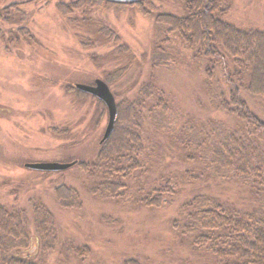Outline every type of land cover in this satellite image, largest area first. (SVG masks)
<instances>
[{
    "label": "rangeland",
    "instance_id": "1",
    "mask_svg": "<svg viewBox=\"0 0 264 264\" xmlns=\"http://www.w3.org/2000/svg\"><path fill=\"white\" fill-rule=\"evenodd\" d=\"M30 1L33 0H0V12ZM74 1L21 6L22 23L8 24L0 18L4 32L27 27L35 38L32 45L22 37L12 41L0 38V205L9 210H25L31 217L32 205L41 204L54 216V248L45 255L42 249L32 246L25 253L33 254L35 262L45 258L47 264H124L138 259L144 264H205L206 259L192 246L183 244L173 228L181 205L199 192L241 205L248 201L242 188L229 184L211 188L193 185L176 195L172 205L149 208L96 198L90 193L91 180L77 165L58 172L26 168L30 163L97 159L106 142L103 138L109 123L108 108L98 98L80 91L78 84L106 82L117 105L122 103L124 109L130 107L145 82H153L168 94V115L155 120L144 113L142 135L151 159L146 161L148 171L142 176L143 182L160 180L170 173L178 176L191 166L184 160L183 148L177 146L173 150L169 134L154 129L158 123L172 126L175 120L177 126H183L186 121L198 119L202 125L204 120L214 118L233 126L237 121L234 115L216 111L210 105L204 73L191 66L196 64L192 53L185 55L175 47L177 64L158 70L151 66L156 24L153 17L143 16L132 5L144 1L153 14L182 17V0H103L128 7L122 11L117 7L106 10L103 4L91 9L85 4L72 14L60 10V4ZM227 6V23L242 30H264V0H228ZM89 17L95 23H105L117 34L116 39L131 50L135 60L127 73L122 70L130 59L112 54L117 45L100 46L102 41L97 35L74 25V21ZM219 84L229 92L223 82ZM241 97L264 122V98L246 90H242ZM61 186L79 193L78 208L60 206L55 190Z\"/></svg>",
    "mask_w": 264,
    "mask_h": 264
},
{
    "label": "trees",
    "instance_id": "2",
    "mask_svg": "<svg viewBox=\"0 0 264 264\" xmlns=\"http://www.w3.org/2000/svg\"><path fill=\"white\" fill-rule=\"evenodd\" d=\"M51 1L54 0L15 4L2 10L0 18L8 24L22 23L21 6ZM182 1L185 10L182 17L153 14L144 1L132 5L143 16L153 17L156 24V48L151 66L158 70L177 64L175 47L185 55L192 53L196 64L191 63V66L204 73L210 105L216 111L234 115L236 123L226 126L214 118L204 120L202 125L198 119L186 121L183 126H177L175 120L172 126L155 122L154 129L169 134L170 148H183L184 160L192 167L178 176L170 173L160 180L143 182L142 176L148 171L146 161L151 159L142 135L144 113L156 120L168 115L171 106L164 90L151 81L145 82L130 107L124 109L122 103L117 105L115 131L100 149L97 159L93 162L78 160L77 166L91 180L93 196L118 200L123 205L168 207L185 187L199 184L206 188L228 184L242 188L248 201L241 205L205 192L194 194L181 205L173 228L183 244L192 246L206 259L205 264H264V122L241 97L242 90H246L252 96L264 98V30H242L227 23L224 17L229 11L228 0ZM85 4L91 9L103 4L106 10L117 7L122 11L128 7L103 0H75L59 6L65 14H72ZM76 22L77 28L97 35L102 41L100 46L117 45L112 54L130 59L122 70L123 73L129 71L135 58L131 50L116 39L113 30L103 22L95 23L91 17ZM14 37H22L28 45L35 41L27 27L9 32L0 28L1 39L12 41ZM220 82L229 92L223 90ZM55 195L60 206L78 208L80 196L76 190L61 186L55 190ZM31 210L30 217L25 210H9L0 205V264H47V259L35 262L33 254L25 253L32 246L38 251L42 249L45 255L53 249L57 239L56 222L44 205L33 204ZM124 264L144 263L129 259Z\"/></svg>",
    "mask_w": 264,
    "mask_h": 264
},
{
    "label": "water",
    "instance_id": "3",
    "mask_svg": "<svg viewBox=\"0 0 264 264\" xmlns=\"http://www.w3.org/2000/svg\"><path fill=\"white\" fill-rule=\"evenodd\" d=\"M114 2H135L140 0H111ZM80 91L90 94L96 98H98L101 102H103L106 107L108 108L109 113V123L103 138V142L107 141L113 134L116 128V122L118 119V106L116 103V99L112 91L110 90L109 85L102 81V80H96L95 85H85V84H78L76 86ZM78 162H72V163H30L26 164V168L37 170V171H49V172H58V171H64L66 169H69L75 165H77Z\"/></svg>",
    "mask_w": 264,
    "mask_h": 264
}]
</instances>
